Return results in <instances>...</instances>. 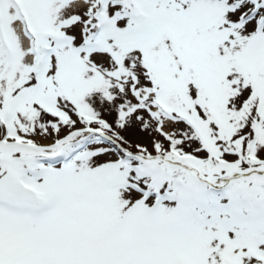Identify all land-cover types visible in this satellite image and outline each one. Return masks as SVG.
Listing matches in <instances>:
<instances>
[{
	"label": "snow or ice",
	"instance_id": "snow-or-ice-1",
	"mask_svg": "<svg viewBox=\"0 0 264 264\" xmlns=\"http://www.w3.org/2000/svg\"><path fill=\"white\" fill-rule=\"evenodd\" d=\"M0 264H264V0H0Z\"/></svg>",
	"mask_w": 264,
	"mask_h": 264
}]
</instances>
